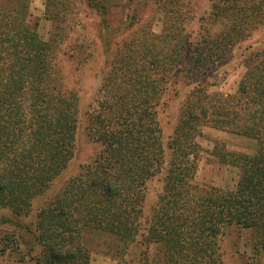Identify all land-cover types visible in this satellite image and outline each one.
<instances>
[{
  "label": "trees",
  "instance_id": "1",
  "mask_svg": "<svg viewBox=\"0 0 264 264\" xmlns=\"http://www.w3.org/2000/svg\"><path fill=\"white\" fill-rule=\"evenodd\" d=\"M106 1L86 0L104 14L111 6ZM135 1L129 0V19L138 14ZM163 1L172 6L171 26L153 37L168 46L151 51L152 35L142 30L140 49L132 55L124 44L126 49L110 63L102 106L89 117L101 152L39 211L38 264H88L83 239L86 232L99 231L123 249L139 237L144 246L140 264H222L218 241L231 228L252 231L254 257L244 264L264 259V0H210L199 20L200 40L185 52L182 36L173 30L179 26L181 32L182 13L174 9L180 1ZM30 3L0 0V209L8 207L16 215L65 170L78 126L76 94L63 85L56 69L61 38L39 37ZM44 13L47 18V4ZM215 23L221 27L212 33ZM260 32L261 44L244 49L246 72L234 95L222 97L201 85L186 94L165 156L156 111L160 97L182 75L196 82L236 45ZM205 126L256 144L251 153H216L220 164L239 171L234 190L192 184L195 139ZM161 173L162 192L146 216V183Z\"/></svg>",
  "mask_w": 264,
  "mask_h": 264
},
{
  "label": "rangeland",
  "instance_id": "2",
  "mask_svg": "<svg viewBox=\"0 0 264 264\" xmlns=\"http://www.w3.org/2000/svg\"><path fill=\"white\" fill-rule=\"evenodd\" d=\"M179 1L180 4L174 9L182 13L179 20L181 32L179 26H173V30L182 36L180 43L185 52L194 49V44L200 40L199 20L204 16L203 11L208 9L210 0ZM41 2L44 9L40 14ZM110 2L111 6L105 14L102 10L88 5L86 0H35L33 11L30 10L31 20L37 23V33L43 41H48L52 36L61 38L54 54L56 69L61 73L63 85L76 94L78 126L73 158L48 189L32 199L29 207L19 215L14 214L8 207L0 209V264H38L35 259L40 256L41 248L37 245L35 236L39 211L48 207L50 199L63 183L81 175L85 167L101 152L102 148L95 141L92 128L89 127V117L102 106L106 95L102 83L110 63L114 62L118 53L122 54L126 49L122 46L126 44L133 55V51L140 49L136 45L142 30L145 31L144 34L152 35L149 40L151 51L168 46L153 36L166 34L171 26L172 18L168 13V9H172L171 5L163 0L158 5L155 0H146L145 3L136 0L138 14L129 19L128 15L132 9L129 0H107L106 4ZM59 3H63L64 8ZM46 4L49 6L47 18L44 13ZM40 7L41 10H38ZM187 9H190L189 14ZM220 27V23H215L211 28L212 33L218 32ZM262 38V32L252 34L249 40L239 43L222 59L212 63L204 75L195 79L196 82L189 80L188 74L182 75L178 84L175 87L171 85L160 97L156 111L165 156L166 146L173 135L178 118L177 110L186 94L193 86L201 85L209 93H217L222 97L234 95L246 72L244 49L250 45L258 47ZM191 64L192 61L189 65ZM134 68L139 69L138 66ZM195 144L192 184L200 188L214 187L223 190H234L240 174L237 168L220 164L216 153H251L256 147L251 139L217 131L209 126L201 128V134L196 137ZM163 177L161 173L146 183L143 203L146 216L151 215V208L162 192ZM138 242L139 237L135 243L123 249L114 237L102 231L86 232L83 239L88 250V264H140L144 246ZM218 244L222 264L249 263L254 257L251 230L228 229L219 237ZM153 254L151 248L150 256ZM261 264H264V259Z\"/></svg>",
  "mask_w": 264,
  "mask_h": 264
},
{
  "label": "crops",
  "instance_id": "3",
  "mask_svg": "<svg viewBox=\"0 0 264 264\" xmlns=\"http://www.w3.org/2000/svg\"><path fill=\"white\" fill-rule=\"evenodd\" d=\"M41 3H42V4H40V6L42 7V11L40 12V14L43 12V9H44L43 2H41ZM34 4H35V0H31V3H30V10H32V11H33V6H34ZM41 7H40V9H38V10H41ZM34 16L37 17V14H35Z\"/></svg>",
  "mask_w": 264,
  "mask_h": 264
}]
</instances>
